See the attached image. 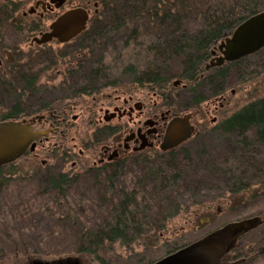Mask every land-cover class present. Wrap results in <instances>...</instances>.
<instances>
[{"label":"trees","instance_id":"16d2710c","mask_svg":"<svg viewBox=\"0 0 264 264\" xmlns=\"http://www.w3.org/2000/svg\"><path fill=\"white\" fill-rule=\"evenodd\" d=\"M104 6L114 9L107 12L109 25L103 28L99 42L90 45L86 53L90 66L77 69L82 74L108 73L114 67L104 64V60L114 52L110 57L114 63L124 57L119 55V49L108 52L114 43L122 50L135 49L136 57L140 49L147 54L148 61L143 62L145 74H162L158 75V84L163 87L170 78L181 77L187 85L184 88L187 97L196 107L224 92L231 76L245 67L246 58H242L202 72L204 75L200 78L199 69L203 68V59L213 42L229 34L247 16L264 9V0H105ZM15 11L12 0H0V29L21 34L23 20ZM191 23L198 26L192 30ZM141 31L146 32L145 47L138 40ZM128 33H137L135 39L128 37ZM0 47L3 62L9 68L5 72L0 67L1 121L22 112L12 77L15 73H27L19 64L23 62L22 56L13 57L17 45L0 44ZM261 50L253 55L258 57ZM32 66L31 74H38L35 70L38 63L33 62ZM126 69L134 71L132 65ZM31 87L29 90L42 104L46 91L37 84ZM2 97H8L11 105H4ZM239 126L243 150L264 142V96L231 114L220 131L223 135L235 136ZM225 142L229 146L225 149L226 161H232V166L226 169L218 162L223 156L207 161L205 155L206 160L201 156L194 158L184 150L170 151L171 161L158 167L162 169L157 189L159 208L140 188L142 174L127 175L118 169L101 176L85 172L69 176L47 168L41 173L17 175L11 171V164L1 166L0 197H4L0 199V257L31 253L61 258L75 253L89 256L98 264L153 263L141 254L157 246L158 229L182 211L185 198L197 197L207 185L218 183L220 178L226 182L228 192H238L237 185L233 186L238 147L234 140L225 139ZM183 245H173L166 254ZM115 247L123 248L125 253ZM126 256L129 261H125Z\"/></svg>","mask_w":264,"mask_h":264},{"label":"flooded vegetation","instance_id":"af4514ba","mask_svg":"<svg viewBox=\"0 0 264 264\" xmlns=\"http://www.w3.org/2000/svg\"><path fill=\"white\" fill-rule=\"evenodd\" d=\"M12 2L16 7L15 13H17L19 4L14 0ZM30 2V7L25 11L21 10L20 14L21 20H23L20 26L22 31L27 32L24 37L27 39L29 37L28 50L25 53H19V50L16 49L14 57L16 59L22 56L23 61L26 59L36 60L38 63L47 64L45 66L49 68L56 66L59 74L54 75L59 78V81L51 86H54L52 89H59L62 86L65 95L59 108L54 109L45 102L44 98L42 104L37 99L38 107L33 106L29 109L27 98L34 95L29 90L32 88L31 85H40L44 91L50 93L51 86L48 85L50 83H42L39 79L40 74H14L13 87L17 92V102H20L19 108L21 107L20 111L22 112L10 119L30 124L35 130L46 131V134L40 135L32 141L33 150L28 147L22 157L38 159L42 167L46 168L50 165V169L69 176L81 175L84 172L101 176L109 172H117L118 169L119 172H124L127 175H134V173L137 175L141 172L137 170L142 169V173L139 175L142 174L143 177L139 181L146 183L157 180L158 182V158L169 156V152L173 150H183L185 143L189 140L171 149L163 150L161 147L169 121L183 113L172 112L164 102L159 101L160 90L163 86L158 84V74H145L143 68L138 71L139 65L135 64H132L133 72L126 69L125 73L127 74H117L118 77L105 72L103 74H82L77 69L83 70L90 66L87 63L89 56L86 53L89 52L90 45L99 42L98 39L103 34V28L109 25L110 16L107 15V12L114 9L104 6L105 0H63L61 3L58 0H30ZM75 8L83 9L87 16L80 32L64 42L59 41L56 37H51L43 43L36 42L35 38L39 39L43 33L49 32L50 24L60 15ZM136 34L128 33L127 35L128 37L133 36L132 38L135 39ZM138 34L143 35L141 32ZM220 40L213 42L209 53L204 57L205 65L199 69L201 73L198 74L200 78L204 75L202 72L207 73L228 64L227 62L216 64V58L221 56V52L217 48ZM139 42L144 43L140 40ZM127 44H130V39ZM47 46L51 48H47ZM139 52H141L140 49ZM135 54V49H132V55L135 56ZM252 55L243 58L247 59ZM207 61L209 63H206ZM52 62L56 64L51 65ZM143 62H140L141 66L144 65ZM1 63L0 60V65ZM130 65L126 67L128 68ZM180 86L187 87L182 81ZM224 100L225 96L222 92L214 96L212 100L206 103L202 102L207 115L214 113L211 118L212 122L216 121L215 113L222 108ZM79 106L84 109L78 111ZM31 110L33 111L31 112ZM228 117L220 121L217 127L219 131ZM190 123L194 126L196 133L197 127L193 123V113ZM240 126L235 136H222L224 142L225 139L234 140L238 147V151L235 152L236 160L233 168L236 173L235 186L237 185L239 188L238 191L243 190V172L246 169H254L251 163L250 167H243V156L254 159L261 153L258 150V144L251 146V153L243 150V134ZM221 156L223 157L219 161L224 159V163H226L228 153L224 152ZM224 185L226 186V182ZM156 186L158 188V185ZM247 219H255L253 227L235 231L238 235L236 240L263 223V219L257 215ZM230 249L235 250L227 245L220 264H242L249 259L239 257L230 261L231 256H226ZM262 254H264V248L256 251L253 256ZM48 264L79 263L57 259L54 262H48Z\"/></svg>","mask_w":264,"mask_h":264},{"label":"rangeland","instance_id":"374dc122","mask_svg":"<svg viewBox=\"0 0 264 264\" xmlns=\"http://www.w3.org/2000/svg\"><path fill=\"white\" fill-rule=\"evenodd\" d=\"M14 1L19 4V11L17 12L18 15L21 14V10L24 9L25 11L31 5L30 0ZM197 26L198 25H196V23H191L189 27L193 30ZM26 33V31H23V34H16L8 29H0V44L3 47L17 45L19 53H25L28 50L27 45L29 42V37L28 39L24 37L26 36ZM141 34L143 35L140 36L138 40L145 42L146 32L141 31ZM115 46L116 43H114L109 50L107 48L108 52H112L114 49L115 51L119 49V55H124V57L119 59L117 63H114L110 57L113 56L115 52L109 55L110 57L104 60V64L113 65L114 68H111L108 73L105 72L106 74H115L117 77V74H127L124 69L129 64L139 65L137 68L138 71L142 68V70H146L140 65L141 61L146 62L147 54L145 52H139V55L136 57V54L135 56L132 55L133 48L127 47V49L122 50L121 48H118V46ZM142 47H145V43ZM47 48L51 47L47 46ZM1 54L2 50L0 47V60L2 61L0 67L4 68L3 71L6 72L9 68H7L5 62H3ZM258 54V57L252 55L247 58L244 63L245 67L242 66L243 68L237 74L231 76L227 82L224 90L225 100L222 102V108L215 113L217 118L214 122L211 121L212 115H214L213 112L207 115L202 103L195 107L188 99L186 89L180 86L181 81L186 84L185 80L181 77L170 78L169 82L161 88V97L159 98V101L162 103L164 102L165 106L171 109L172 112L183 113L179 116H183L187 113L192 115L193 113V123L197 127V131L189 138L183 148V150L192 157L198 158L199 156L203 157L205 155L207 161H210L213 158H217V156H221L224 152L227 153L225 149H228L229 146L226 145V142H224L222 138L223 134L217 128L220 121L230 116L246 104L264 96V49L262 48ZM33 62L37 61L26 59L19 64L22 65L25 73L31 74ZM206 63L209 62L207 61ZM45 65L47 64L40 62L35 69L39 71L38 74H40V81L42 83H50L48 84L49 86L57 84L55 82H58L59 78H57L54 74H59L57 73L58 69H56V66L49 68ZM204 65L205 64L203 63V67ZM158 75L161 76L162 74ZM12 76L13 74H10V77ZM12 78H14V76ZM177 80H180V82L174 85L173 82ZM52 88H54V86L50 87V93L46 92L44 95L45 102L55 109L62 105V99L64 98L65 91L62 86L59 89ZM159 89L160 88L158 87V90ZM32 96L33 97L28 96L27 98V103L30 106L29 109L33 106L35 108L39 106L35 95ZM212 99L213 97L207 99L205 103ZM1 100L4 105H7V107L11 105L9 104V101L11 100L8 99V97H2ZM80 109H84V107L79 106L77 108L78 111ZM77 110L76 112H78ZM32 111L33 110H31V112ZM251 150L252 148L250 147V149L246 148L244 151H249V153H251ZM258 150L261 152L257 155L258 157L250 159L248 156L245 157L246 159H243V167L248 166L250 163L254 166V169H246V171L243 172V190L233 194L228 192V188L224 185V180L220 178L218 183L207 185L206 188L199 192L200 195H197V197L192 199L185 198L182 202V211H180L177 216L167 219L164 227L158 229L157 233L159 239L157 246L144 252L145 254H141V256L144 257L145 260L155 262L168 255L166 254L167 249L175 244L187 245L205 237L207 234L221 229L230 223L257 215L263 219L262 225L244 233L238 240L235 239L227 244L229 247L235 248V250L230 249L226 256H231L230 261L239 257L249 258L242 264H264V254L253 256L256 251L264 248V144L258 145ZM45 156L47 158V155ZM205 157H203L204 160H206ZM52 160L55 162L54 159ZM165 161H171L167 155L164 156V158H158V167ZM218 162L222 169L232 166V161L230 159L226 161V163H223L222 160ZM11 167V171L17 175H30L34 172L41 173L44 169L51 168L50 165L46 168L42 167L38 159L35 160L30 157L19 158L11 164ZM161 170V168H158V182L157 180L146 183L140 181V188L144 189L146 197L152 201L153 205H157L158 208L161 205V200L158 197V188L156 185L159 184V171ZM137 171H141L137 173L138 175L142 173V169H138ZM135 175L136 173H134V176ZM132 179L134 182L135 177ZM192 181H196V179H192ZM233 186H235V184ZM3 197L4 196H1L0 199ZM115 250L121 252L122 254L125 253L121 247H115ZM134 252L136 253L137 250L135 249ZM131 258L134 259V256ZM137 258H140V255H138ZM36 259L47 262H54L57 259H63L65 262L66 259L71 263L77 261L79 264H98L95 261H92L89 256L75 253L65 254L61 258H57L55 256H39L31 253L25 255L19 254L17 256H10L7 258L0 257V264H33V261ZM125 261H129V256H126ZM124 263L127 264L128 262ZM120 264L123 263L120 262Z\"/></svg>","mask_w":264,"mask_h":264},{"label":"water","instance_id":"95a60500","mask_svg":"<svg viewBox=\"0 0 264 264\" xmlns=\"http://www.w3.org/2000/svg\"><path fill=\"white\" fill-rule=\"evenodd\" d=\"M60 3L63 0H58ZM58 5V4H57ZM86 12L81 8L71 9L60 15L50 24V31L35 38L43 43L56 37L64 42L80 32L86 22ZM264 47V9L257 11L241 20L233 30L224 36L217 48L221 56L216 64L237 61L253 54ZM180 82L174 81L173 84ZM191 114L173 117L167 126L161 145L163 150L174 148L187 141L195 131L190 123ZM44 130H35L32 125L7 119L0 121V167L14 163L24 155L28 147L33 150L32 141ZM255 219H246L230 223L221 229L207 234L205 237L184 245L151 264H220L226 245L237 238L235 231L253 227ZM33 264H48L47 261L36 259Z\"/></svg>","mask_w":264,"mask_h":264}]
</instances>
